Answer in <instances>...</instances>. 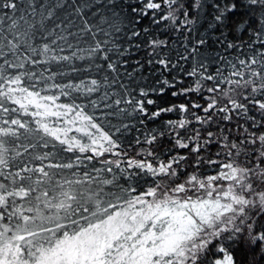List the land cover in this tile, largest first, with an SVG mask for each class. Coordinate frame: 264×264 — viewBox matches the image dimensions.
Wrapping results in <instances>:
<instances>
[{
    "label": "snow or ice",
    "instance_id": "1",
    "mask_svg": "<svg viewBox=\"0 0 264 264\" xmlns=\"http://www.w3.org/2000/svg\"><path fill=\"white\" fill-rule=\"evenodd\" d=\"M64 7L65 0H53L51 4L48 0L39 3L38 0H0V36H5V29L19 27L21 22L27 25L23 43L19 42V33L14 39L5 36L13 51L0 43V97L6 95L7 89L8 93H26L51 101V96H41L43 91L49 90L46 84L35 93L32 88L65 75L51 65L69 59L67 53L72 50L73 38H86L81 33L97 37L96 46L86 51L96 53V59L103 51L106 64L98 63V69L106 67L119 75L121 67L127 64L123 57L132 55L130 48L117 46L115 40L100 41L79 0L74 13L79 14L80 26L76 25L72 13H66L64 20L56 18L57 10ZM203 7L200 0H193L197 18ZM206 7L212 10L208 28L215 37L214 42L225 52L234 53L235 58L221 56L214 73L208 71L207 64L199 62L187 73L195 78L194 86L177 89V84L183 82L179 77L165 78L156 81L159 87L141 89L140 96L147 98L150 93L163 96L166 90L175 89L171 91L172 97H187L190 92L200 95L201 90L206 89L208 95L200 98L207 103L194 100L190 108L184 103H174L150 112L145 100L133 101L129 97V103L137 106L141 124L144 117L155 120L168 113L180 114L176 120L165 121L174 146L164 160L153 148L157 142L155 132L145 134L143 139L136 137L140 151L133 157L118 139L124 134L122 127L127 129L129 125H114L113 132L104 133V142L92 140L90 146L75 136L71 141L67 137L60 139L56 133H63L62 128L49 130V124L42 121L48 116L63 117L52 112L48 105L33 102L32 109L48 111H31L13 95L10 103L23 108V112L9 119L7 114L16 113V109L5 107L0 99V112L4 113L0 116V125H7L0 127V136L15 133L19 140L20 133L15 126L28 129L29 123H34L38 125L35 131L49 133L67 152L78 151L89 162L95 157L105 165L93 168V172L112 174L109 178L84 172L87 179L62 180L47 169H75L82 165L56 164L53 159L56 153L48 151L55 149V145L48 143L31 145L45 151L29 160L0 167V264H237L233 249L241 245L248 249L249 264H264V0H210ZM127 8L136 23L141 17L151 16L155 24L170 21L177 31L182 26L192 25L196 19L190 16L182 0H137ZM181 12L183 19L175 15ZM125 32L129 44L140 35L134 28ZM236 33H246L248 39L236 42L229 38ZM208 42L209 37L202 36L196 44L199 47ZM149 43L152 54L156 55L155 62L169 69L171 61L161 58L162 53L156 54V49L167 42L153 39ZM195 51L197 48L193 49ZM181 59L187 57L181 56ZM40 65L45 67L37 73ZM176 66L171 64V67ZM124 75L131 77L132 74L125 71ZM203 81L212 82V86H206ZM92 83L97 81L92 80ZM81 84L83 81L73 85L68 80L55 87L68 98ZM234 92L242 99H233ZM216 93H223L228 100L219 105ZM60 99L58 95L56 100ZM155 103L151 98L146 99L147 105ZM57 106L74 111L70 104ZM20 116L31 120H21ZM84 119L90 117L85 113ZM233 121L237 130L235 137L229 128ZM163 135L161 132L160 136ZM3 143L0 139V144ZM213 145L218 148L214 155L211 154ZM185 150L188 155L184 154ZM80 156L76 157L77 161ZM0 163L5 162L0 160ZM204 165L219 171L207 177L197 174ZM189 167L193 169L191 175H187ZM141 176L152 182L138 191L136 184L130 181ZM182 178L184 182L180 183ZM219 181L227 183L226 190ZM90 182L98 187H89L87 192L70 187ZM193 192L198 195L189 194ZM93 200L94 209L88 206Z\"/></svg>",
    "mask_w": 264,
    "mask_h": 264
},
{
    "label": "trees",
    "instance_id": "2",
    "mask_svg": "<svg viewBox=\"0 0 264 264\" xmlns=\"http://www.w3.org/2000/svg\"><path fill=\"white\" fill-rule=\"evenodd\" d=\"M41 0H38V3ZM53 0H48L51 4ZM185 8L189 11L191 17L196 18L195 22L186 27H180V30H175L176 26H173L169 21H163L160 24H155L152 22L151 16L140 18V22L136 23L133 19V15L129 12L127 5L136 4L137 0H79V6L84 8L85 13L88 15L90 22L94 25L93 31L98 33V39L103 41L108 39L110 41L115 40L117 46L122 45L125 48H130L132 55H125L123 59L127 60V64L121 67V72L119 75L115 72L109 71L106 67L103 69H98L96 65L98 63H105L103 60V51L99 52V59H96V53L87 52L86 49L90 47H95L97 43V37L87 35L86 33H81L86 38L83 40H77L73 38V47L70 52L67 53L69 59L63 61L61 64L57 65L53 63L51 67L56 71H63L65 75H58L55 79H49L43 81L37 87L32 88V92L35 93L44 87L46 84L49 88L47 91H43L41 96H51L53 99L51 101L47 99L35 98L34 96L27 95L26 93H8L7 89L6 95L0 97L3 100L4 106L7 108H15L16 113L9 112L8 118L11 119L13 115L23 112V108L10 103L11 97L14 95L20 100L21 104H27L31 111H43L47 112L48 109H32L31 103L45 104L52 112L60 113L59 116H48L44 123L49 124V130L52 128H62L63 133L57 132L56 136L60 139L67 137L69 141L75 136L78 140L92 146V140H100L104 142L103 135L105 132L111 133L114 131V125H129L127 129L122 127L123 135L118 137L120 143L127 149L128 155L135 157L136 152L140 151L139 146L135 143L136 137L140 136L143 139L145 134L150 132H155L157 134V142L153 145L156 154L164 160L168 157L170 153L173 152V142H170V136L167 132L168 126L165 124L167 120H176L179 118V113H168L162 115L160 118L152 120L144 117V123L141 124V116L137 112L136 104L129 103V97H132L133 101L137 99L145 100V107L149 111H154L158 107H167L171 104L184 103L191 107V102L196 100L200 103L206 104L207 102L200 98L201 95H208L206 89L201 90V94L197 95L196 92H190L187 97L177 96L172 97L171 91L175 89L166 90L163 96L150 93L149 97L156 101L154 105H147L145 97L140 96L141 89H150L153 87H159L156 83L157 80H163L165 78L172 80L174 77H179L183 82L177 84V89L188 88L194 86V77H189L188 72L192 71L193 67L199 62L207 64L208 71L214 73L216 67L219 66V58L221 56H226L230 58H235L234 53L225 52L224 48L217 45L215 37L211 35V31L208 28L210 23L211 9L206 7L210 0H200L203 7V11L200 12L197 18V12L193 8V0H182ZM66 7L57 10V19L64 20L66 13H72L76 18V25H82V21L78 13H74V6L77 4V0H65ZM37 20H39L40 13L37 11ZM179 15L180 19H183L182 12L175 13ZM30 23L32 21H29ZM178 23V22H177ZM51 26V22H49ZM136 29L140 32L138 37L133 38V43L129 44L126 39L125 29L131 31V29ZM189 28L192 30L189 31ZM119 29V31H117ZM147 29V31H145ZM76 30L74 26L73 31ZM5 36H11L13 39L16 33L20 34L19 42H24V34L27 32V25L21 22L20 26L14 29H5ZM107 34V35H106ZM5 36H0V43L8 47L10 51L11 45ZM202 36L209 37V42L203 46L197 47L196 41ZM230 39H235L236 42L240 40H247L248 36L246 33H236L230 35ZM153 39H162L167 43L161 48L156 49V54H161V58H166L171 61V64H176V67H171L169 69H164L161 65L157 64L156 55H153V49L150 46V41ZM135 45H140L136 47ZM111 47V45H109ZM197 48V51L193 52V49ZM247 51V49H244ZM29 55H32L29 53ZM23 56V53H21ZM84 57L83 60L80 57ZM181 56L187 57V59H181ZM61 60H63V55H61ZM150 61H152L150 63ZM18 62V61H17ZM29 67L31 65L29 64ZM45 67V65L37 66L36 71L39 73L40 68ZM130 72L131 77L124 75V72ZM68 80H71L73 85H76L83 81V84L72 92V95L68 98L62 96L61 89L55 87V85L65 84ZM92 80H96L97 83L93 84ZM30 83L26 81V84ZM206 86H212L210 81H203ZM19 87V86H17ZM91 89V91H89ZM60 95L61 99L56 100V97ZM218 97L219 105L228 100V97L224 96L223 93H216ZM233 99L240 98L242 96H237V93L231 94ZM70 104L74 111L68 112V109L64 107H58L57 105ZM83 109V111H81ZM200 111V110H197ZM80 113L77 115V113ZM85 113L90 119H84ZM203 115V112L200 111ZM256 115L255 112L252 113ZM4 113L0 112V116ZM21 120L30 121L31 118L27 116H20ZM67 120L70 123H65ZM98 127H94L93 125ZM193 126H195L193 124ZM0 127H7V125H0ZM17 131L20 133V138L17 140L15 138V133H8L0 136V139L4 140L3 144H0V160L5 163H0V167H6L9 163H15L17 161H27L33 155L37 153H42L45 149L41 147H31L33 144L38 143H48L49 145L54 144L55 149L49 148L48 151H54L56 153L54 162L56 164H66V163H80L82 166L80 168L68 169L66 167H50L47 170L52 173L59 175L60 179H87L84 176V172H87L89 176H105L108 175L111 178L112 174L108 173H95L93 168H102L105 165L99 163V161L94 157L91 162L80 156L78 151L67 152L64 145H61L59 140L55 139L52 135L43 130L35 131L38 125L34 123H29L28 129H20L19 126H15ZM215 127V126H213ZM233 137L237 135V130L235 127V121L229 125ZM138 129V131H137ZM228 129H226L227 131ZM242 132L243 129H240ZM164 132L163 136L160 133ZM187 135L188 133L185 132ZM206 136V133H205ZM74 143V142H73ZM131 144V146H129ZM14 145V147H13ZM145 149L147 145L145 144ZM9 148L11 149V155L9 154ZM135 150V151H134ZM218 150L216 145L212 146L211 154H215ZM90 154V153H89ZM185 155H188L185 150ZM205 156L209 153H204ZM80 156V160L77 161L76 157ZM108 159H114L111 156ZM39 163V161H33ZM52 161H44V163H51ZM219 170L208 167L207 165L202 166L197 170V174L207 177L208 175L217 174ZM193 169L189 167L187 169V175H191ZM119 178V177H118ZM186 178V177H185ZM145 177L141 176L136 178L130 183H135L137 190L146 188L152 181L147 179L146 183ZM160 181H157L159 183ZM166 182V181H165ZM180 183L184 182L182 178ZM219 184H224L225 190L227 183L224 181H219ZM70 187H74L78 190L84 192L88 191L91 187L96 189L98 187L95 183L75 184ZM99 187H104L99 185ZM110 187V190L115 191L114 187ZM190 195L196 196L198 193H189ZM90 208H95V201L88 203ZM83 222V221H81ZM235 259L237 264H249V252L248 249L241 245L233 249Z\"/></svg>",
    "mask_w": 264,
    "mask_h": 264
}]
</instances>
